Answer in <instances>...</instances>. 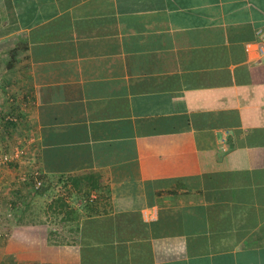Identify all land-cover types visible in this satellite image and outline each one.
<instances>
[{"label": "crops", "instance_id": "1", "mask_svg": "<svg viewBox=\"0 0 264 264\" xmlns=\"http://www.w3.org/2000/svg\"><path fill=\"white\" fill-rule=\"evenodd\" d=\"M262 31L264 0H0V180L89 188L3 214L0 264H264Z\"/></svg>", "mask_w": 264, "mask_h": 264}, {"label": "built area", "instance_id": "2", "mask_svg": "<svg viewBox=\"0 0 264 264\" xmlns=\"http://www.w3.org/2000/svg\"><path fill=\"white\" fill-rule=\"evenodd\" d=\"M259 36L262 38V42L259 44L258 50L261 53H264V31L259 32ZM4 116L5 121H14L16 117L13 115H2ZM27 155L25 150L20 146L12 145L8 149L0 152V174L4 169H11L13 166H20L23 162H26ZM13 165V166H12ZM17 169V168H16ZM16 178L18 184H20V188L23 189V193L25 198L28 196L29 191L39 189L43 180L41 178L40 171L36 168H30L29 170L22 171L21 169H17ZM18 185L7 184L5 180H0V200L4 199L7 205V211H9L8 216H10V211H14L18 209L17 207H13L15 202H19L14 197V192L19 188ZM11 191V194L8 193ZM91 197V196H90ZM6 230H0V239L6 237Z\"/></svg>", "mask_w": 264, "mask_h": 264}, {"label": "trees", "instance_id": "3", "mask_svg": "<svg viewBox=\"0 0 264 264\" xmlns=\"http://www.w3.org/2000/svg\"><path fill=\"white\" fill-rule=\"evenodd\" d=\"M0 119L4 121L5 127L15 124L13 121H5L4 116L2 115L0 116ZM41 178L43 180L42 186L39 189L29 191V194L26 198L24 196V193L22 192L23 189L20 188L14 192L15 195L14 197L19 202H15L13 204V207H17L16 204H18L17 208L21 209L22 213L30 211L32 203L35 202L37 198L42 194H47L50 202L51 212H54L57 207H59L60 210L64 209L65 212L68 214L77 212L78 209H75V207L70 208L69 204L65 200V195H71L72 192L75 190L77 191L79 197H82L83 200L81 202L83 203L82 207L84 208V206H87V204H89L86 203L87 201H89V197H88L89 188L78 187L74 184L68 185V183L63 180L65 179L68 180L69 182H74L80 179L79 177L73 176L71 174L61 175V174L50 173V174H45V176H41ZM50 183L53 185H51ZM58 184H60L61 186L58 187L59 186ZM17 222H18L17 224L21 223L22 219L20 218V220H18Z\"/></svg>", "mask_w": 264, "mask_h": 264}, {"label": "rangeland", "instance_id": "4", "mask_svg": "<svg viewBox=\"0 0 264 264\" xmlns=\"http://www.w3.org/2000/svg\"><path fill=\"white\" fill-rule=\"evenodd\" d=\"M15 177H17V176H15ZM16 179V178H15ZM8 193H10L11 194V191L10 192H8ZM6 201H4V199H1L0 200V214H2V215H0V217L1 216H3V214H5V215H8V213H9V211H4V208H5V205H6V203H5ZM39 210V204H37V201H35V202H33L32 203V205H31V210L29 211V212H24V213H21V209H15L14 211H10V214H11V216H9L8 218V221L10 220V221H12V223L13 224H11V225H15V224H17L18 222V220H20V218L21 219H24V217L26 218V217H30V216H32V214L33 215H36L37 214V211ZM13 215H14V217L15 218H17V219H15V218H13ZM5 220L6 219H1L0 218V225L1 224H4L3 226H8L7 224H6V222H5ZM15 220V221H14ZM7 221V220H6ZM23 222H21V223H19V224H22ZM10 226V225H9ZM5 238V237H4Z\"/></svg>", "mask_w": 264, "mask_h": 264}]
</instances>
